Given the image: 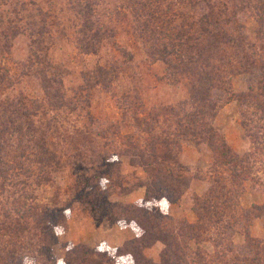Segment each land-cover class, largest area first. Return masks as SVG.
<instances>
[{
    "label": "rangeland",
    "instance_id": "rangeland-1",
    "mask_svg": "<svg viewBox=\"0 0 264 264\" xmlns=\"http://www.w3.org/2000/svg\"><path fill=\"white\" fill-rule=\"evenodd\" d=\"M170 1L164 0L159 9L168 10L166 2ZM206 1L212 6L228 2ZM64 2L20 0L17 13L13 10V2L0 0V31L8 34L7 41L0 38L4 50L3 59L0 58V76L4 75V84L10 86L9 100L21 101L31 107L33 101L46 104L45 98L52 92L58 105L56 111L42 114L39 119H45L47 115L48 120L55 118L50 121L56 129L48 140L53 142V147L49 145V148L58 154L56 160L60 168H55L57 171L50 182L44 180L39 185L35 178L29 180L32 186L23 192L38 198L27 202L24 199L23 214L28 202L43 205L47 200L45 197L64 200L68 196L65 193L72 191L71 185L78 180L85 187L84 196L89 201L94 199L92 204L80 202L78 192L73 198L75 203H68L70 210L65 213L60 226L53 228L55 243L51 246L50 256L55 264H63L66 246L78 244L108 254L116 264H132L128 254H117V251L122 249L119 253H128L126 243L139 237L141 230L133 222L126 224L116 220V211L123 209L128 215L130 208L139 210L143 207V212L159 222L161 230L177 233L179 225L197 222L195 211L204 195L210 199L212 208L224 211L222 223L227 228L204 230L206 241L198 245L202 259L207 263L220 254L224 262L231 264L233 257L253 256L264 244V211L251 210L264 204V148H253L241 125V113L248 111L252 117L251 109L239 105L235 99L227 100V97L229 92L234 96L253 88L261 79L260 72L227 73L226 83L209 90L197 76L177 75L161 62L148 58L157 34L139 31L144 27L139 23H144L145 17H141V21L134 18L126 8V0H97L92 11L94 29L85 34L87 38L80 32L79 17L69 13ZM24 7L28 8L23 13L25 17L33 15L25 22L20 14ZM196 8L187 10L188 15L200 16L207 10L204 1ZM237 18L248 41L258 47L263 45L256 36L255 18L246 11L237 13ZM169 25L164 24V27ZM39 56L42 65L36 62ZM56 78L60 81L58 87L56 81L53 82ZM195 86L199 89L198 100L189 96V90ZM191 112L198 114V120L187 119ZM201 123L210 124L218 131L227 152L247 162L248 177L234 174L222 165L219 151L214 150L219 147V142L215 139L214 144H209ZM83 127L98 135L100 141L118 147L119 151L128 148V151L149 157L148 151L156 143L154 149L159 148L171 156L167 164L169 169L166 165L160 169L163 176H168L166 186L153 188L155 194L147 197L142 185L149 181V175L141 168L131 166L126 156L117 158L113 155V163L119 162L116 165L111 162L103 166L91 165L90 160L95 159L100 149L93 146L96 155H92L94 149L80 133ZM189 130L194 131V137L184 140L181 133ZM176 135L179 136L176 137L177 145L170 151L163 150L159 141ZM173 176H181L180 185L176 182L171 185ZM13 190L9 188L7 193ZM215 191L226 197H215ZM7 195L0 193V220L9 213L17 217L10 210V199L5 201ZM245 211L249 214L244 215ZM206 226H202L203 229ZM187 247L189 250L183 261L201 264L196 261L200 259L195 255L196 246L187 243ZM162 248V244L157 243L141 248L139 253L156 264ZM28 254L22 264H44L43 256L37 258L33 252Z\"/></svg>",
    "mask_w": 264,
    "mask_h": 264
},
{
    "label": "trees",
    "instance_id": "trees-1",
    "mask_svg": "<svg viewBox=\"0 0 264 264\" xmlns=\"http://www.w3.org/2000/svg\"><path fill=\"white\" fill-rule=\"evenodd\" d=\"M63 1H65L63 4L66 10L79 17V21H81L80 32L84 35L92 32L94 29L92 11L94 10L93 6L98 4L97 0ZM126 1L128 3L126 8L134 18L137 17L141 21V17H145V22L139 23V25L144 26L139 31L142 34L149 31L153 36L155 33L157 34L155 41L152 42L151 50L148 52V58L153 62H161L170 72L177 75L197 76L209 90L226 83L225 74L227 73H233V71L250 73L253 70L260 72L261 79L253 88L234 96L229 92L230 96L228 95L227 100L235 99L239 105L251 109L252 117L248 115V111L241 113V125L253 148H264V0H228V2L218 6H212L206 0H171L166 2V9L169 11L158 7L165 3L164 0ZM201 1H204L207 6L206 12L200 16L195 15V13L189 16L187 10L192 8L196 10V6ZM10 2L14 3L13 10L18 13L20 0H10ZM27 11V7L20 10L24 22L33 18L31 14L25 17L23 13ZM244 11L249 12L256 20L258 25L256 36L259 41L262 40L263 42V45L259 47L248 41L247 36L243 33V25L237 22V13L240 14ZM164 24L170 25L164 27ZM231 26H235L236 29ZM0 35L2 40L7 41L8 34L6 31L1 30ZM85 38H87L86 35ZM2 48L0 42L1 59L4 55ZM225 53L229 54L226 55ZM223 54L225 56H222ZM36 62L39 65L43 64L41 56ZM3 76H0V84H2L0 90V119H2L0 120V193L8 194L5 201L10 199V210H13L17 217H13L9 213L0 220V264H22V260L29 255V252H33L37 258L43 256L42 258H45L44 264H55L50 256L51 246L55 243L53 228L60 226L65 213L71 208L68 203H75L73 198L76 193H80L78 198L80 202L88 201L92 204L94 199L89 201L84 196L86 194L85 187L78 180L71 185L72 191L65 193L68 196L64 200L54 201V199L50 200L45 197L47 200L43 205L28 202L23 214L24 199L27 202L28 200L35 201L38 198L37 196L30 197L23 192L26 187L32 186L29 180L35 178L39 185H42L44 180L50 182L52 174L57 171L55 168H60V164L56 160L58 154L49 148V145L53 147V142L48 140L49 135L56 129V126L50 121L55 118L48 120L47 115L45 119H39L42 114L56 111L58 105L55 104V98L51 91L50 95L45 98L46 104L33 101V105L28 107L26 103L21 101H10V86L4 84ZM55 81L58 87L60 81L57 78L53 80V82ZM222 89L224 88L222 87ZM189 91V96L198 100V86ZM188 118L198 120L199 116L191 112L187 116ZM255 119H258V122H255ZM201 124L203 133L207 134L209 138L207 140L210 142L209 144L211 142L214 144L215 139L216 142H219L220 148L216 146L214 150L219 151L222 165L234 174L238 173L242 177H248L247 162L226 151L223 138L210 124ZM80 133L85 139H88L87 142L93 149V146L100 149L98 155H96L95 149L92 150V155L96 156H94V160H90L91 165H107L108 162L116 165L119 162L113 163V155H116L117 158L121 155L126 156L131 166L139 167L149 175V181L147 180L142 185L147 191V197L155 194L153 188L166 186L165 181L168 176H163L160 169L165 165L169 169L167 164L170 163L171 156L168 157L159 148L154 149L156 143L151 145L148 157L143 153L128 151V148L119 151L118 147H112L111 144L100 141L98 135L87 131L84 127ZM90 134L94 136L87 137ZM181 134V137L185 138L184 140L194 137V131L190 130L186 133L182 131ZM176 137L179 136L176 135L169 140L159 141L160 145L164 147L163 150L170 151L172 147L176 146ZM72 139H74L73 136ZM24 145L28 148H21ZM170 166L172 169V164ZM165 174L167 175L168 172ZM173 177L171 185L174 186L175 182L180 185L181 176ZM8 187L14 188V190L7 193ZM262 188L264 187L262 186ZM16 194L17 196H15ZM213 194L217 198L226 197V194L220 191H215ZM57 197L55 194V198ZM88 197L91 196L88 195ZM146 200L148 201V198ZM209 200L205 195L203 196L200 200V206L197 205L195 211L198 215L197 222L179 225L177 233L171 230H161L159 222L154 219V216H148V213L143 212V207L139 210L130 208L128 215L122 211L123 209L116 211V220L126 224L133 222L141 230L139 237L126 243L125 248L128 253H119L122 250L119 249L117 254H128L132 264H155L150 259L145 258L141 252L139 253V250L160 243L163 248L159 255V263L156 264H186L183 260L188 249L187 243H192L196 246V257H200V259H196L199 263L229 264L224 262L220 254H216L207 263L200 255L201 249L198 245L206 241L203 237L204 230L208 232L211 228L216 230L227 228V225L222 223V219L225 217L224 211L217 207L212 208ZM222 204L226 207L225 202ZM259 209L264 211V204L260 207H253L251 210ZM244 213V215L249 214L248 211ZM206 224L207 229H203L202 226ZM177 240L179 241L177 242ZM179 242H182V245ZM65 248L63 264H116L115 260L108 254L90 249L82 244L66 246ZM253 254L251 257H233L231 264H264V244Z\"/></svg>",
    "mask_w": 264,
    "mask_h": 264
}]
</instances>
